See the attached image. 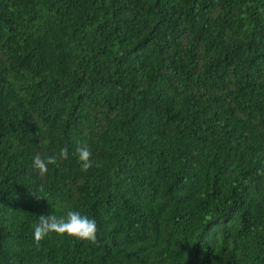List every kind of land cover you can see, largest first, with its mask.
Here are the masks:
<instances>
[{
	"label": "trees",
	"instance_id": "trees-1",
	"mask_svg": "<svg viewBox=\"0 0 264 264\" xmlns=\"http://www.w3.org/2000/svg\"><path fill=\"white\" fill-rule=\"evenodd\" d=\"M0 264H264V0H0Z\"/></svg>",
	"mask_w": 264,
	"mask_h": 264
},
{
	"label": "clouds",
	"instance_id": "clouds-1",
	"mask_svg": "<svg viewBox=\"0 0 264 264\" xmlns=\"http://www.w3.org/2000/svg\"><path fill=\"white\" fill-rule=\"evenodd\" d=\"M75 153L80 163L81 170L87 172L92 167V152L87 144H77ZM68 149L62 148L59 152L42 157L36 154L32 160V167L40 176H44L48 172L49 165H57L59 162L67 159ZM40 191H32L33 194H38ZM51 233L58 236L71 237L80 241H87L91 244H98V227L95 219L87 215H82L78 211L68 210L65 215L57 216L54 213L50 215H39L38 221L33 225V239L36 244H39L45 237Z\"/></svg>",
	"mask_w": 264,
	"mask_h": 264
}]
</instances>
